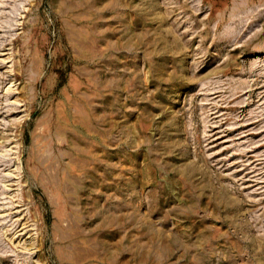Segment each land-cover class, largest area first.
Listing matches in <instances>:
<instances>
[{
  "label": "rangeland",
  "instance_id": "obj_1",
  "mask_svg": "<svg viewBox=\"0 0 264 264\" xmlns=\"http://www.w3.org/2000/svg\"><path fill=\"white\" fill-rule=\"evenodd\" d=\"M0 264H264V0H0Z\"/></svg>",
  "mask_w": 264,
  "mask_h": 264
}]
</instances>
